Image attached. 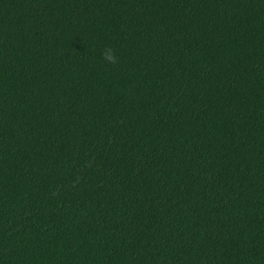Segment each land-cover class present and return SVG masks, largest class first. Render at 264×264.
<instances>
[{
	"label": "trees",
	"instance_id": "trees-1",
	"mask_svg": "<svg viewBox=\"0 0 264 264\" xmlns=\"http://www.w3.org/2000/svg\"><path fill=\"white\" fill-rule=\"evenodd\" d=\"M0 264H264V0H0Z\"/></svg>",
	"mask_w": 264,
	"mask_h": 264
},
{
	"label": "clouds",
	"instance_id": "clouds-1",
	"mask_svg": "<svg viewBox=\"0 0 264 264\" xmlns=\"http://www.w3.org/2000/svg\"><path fill=\"white\" fill-rule=\"evenodd\" d=\"M101 58L108 64L118 63V57L111 47H105L101 53Z\"/></svg>",
	"mask_w": 264,
	"mask_h": 264
}]
</instances>
